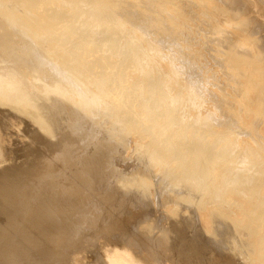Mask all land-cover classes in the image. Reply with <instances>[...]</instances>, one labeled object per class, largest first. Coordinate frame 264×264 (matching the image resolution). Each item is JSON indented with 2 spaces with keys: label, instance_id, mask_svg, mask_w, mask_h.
<instances>
[{
  "label": "bare ground",
  "instance_id": "1",
  "mask_svg": "<svg viewBox=\"0 0 264 264\" xmlns=\"http://www.w3.org/2000/svg\"><path fill=\"white\" fill-rule=\"evenodd\" d=\"M216 1L0 0V264H264V0Z\"/></svg>",
  "mask_w": 264,
  "mask_h": 264
},
{
  "label": "rangeland",
  "instance_id": "2",
  "mask_svg": "<svg viewBox=\"0 0 264 264\" xmlns=\"http://www.w3.org/2000/svg\"><path fill=\"white\" fill-rule=\"evenodd\" d=\"M217 2L218 1H216V0H212L211 3L215 4ZM234 33H235L234 38L239 39L240 36L238 34H241V31H239V29H235ZM250 92H253L254 95ZM250 92L248 94V96L250 95L249 96L250 98H252L251 95H253L255 97L257 96L255 93V90H250ZM240 98H241V96H240ZM248 106H250L249 109H251V106H253V105H247V107ZM252 109L255 110L254 107H252ZM22 128H23V124L18 119H13L10 122L8 129L3 128L0 125V166H8L16 160V155H15L16 153L13 152V151H15L14 142L18 139L24 140L23 134L21 133ZM231 196L232 195L226 196V200L230 203L234 201V197L233 196L231 197Z\"/></svg>",
  "mask_w": 264,
  "mask_h": 264
}]
</instances>
